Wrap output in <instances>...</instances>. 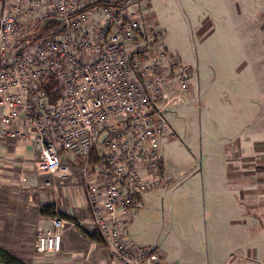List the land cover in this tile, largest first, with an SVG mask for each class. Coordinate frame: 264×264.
Masks as SVG:
<instances>
[{
    "label": "built area",
    "instance_id": "built-area-1",
    "mask_svg": "<svg viewBox=\"0 0 264 264\" xmlns=\"http://www.w3.org/2000/svg\"><path fill=\"white\" fill-rule=\"evenodd\" d=\"M29 21L53 23L26 39ZM161 36L128 0H0V140L36 149L38 175L78 178L88 208L78 222L51 217L36 234L38 257L58 254L78 226L114 264H173L158 247L123 239L142 194L164 184V114L191 95Z\"/></svg>",
    "mask_w": 264,
    "mask_h": 264
},
{
    "label": "rangeland",
    "instance_id": "rangeland-1",
    "mask_svg": "<svg viewBox=\"0 0 264 264\" xmlns=\"http://www.w3.org/2000/svg\"><path fill=\"white\" fill-rule=\"evenodd\" d=\"M128 2L153 17L162 46L178 57L189 76L191 95L164 114L172 131L171 137H161L164 184L142 194L125 236L139 244L155 241L183 264H264V205H255L258 194L242 195L233 187L227 167L243 169L242 152H250L254 160L248 171L256 179L264 176V0ZM21 172L18 179L28 182L0 188L4 195H28L35 203L43 192L44 204L55 201L65 211L73 203L76 219L88 216L78 178L41 176L33 163ZM54 193L59 194L56 200ZM17 200L0 206V246L31 264L44 259L43 264H53L67 252L74 258L86 255L90 236L75 226L64 234L76 245L64 250L62 242L59 255L38 257L36 211L28 216L32 229L23 224L26 208ZM95 238L100 256L112 261Z\"/></svg>",
    "mask_w": 264,
    "mask_h": 264
},
{
    "label": "crops",
    "instance_id": "crops-1",
    "mask_svg": "<svg viewBox=\"0 0 264 264\" xmlns=\"http://www.w3.org/2000/svg\"><path fill=\"white\" fill-rule=\"evenodd\" d=\"M262 146L263 145L261 144L256 145L255 148H261ZM37 154H38V151L36 149H33V147L26 145L25 143L15 142L13 140H0V188L2 189L3 188H13V187H16L17 185L21 186L20 185L22 184L21 181L28 182V178L21 180L20 178L18 179L17 176L20 174H24L23 172H21V169L24 170L25 167L28 166V164L33 163L32 155L36 157ZM253 160H254L253 155L250 154V152H242L241 165L244 168L243 169L235 168L233 164L227 163V167H229L228 176H229L230 181L235 183L233 187L236 190L238 189L242 195H251L254 193L258 194V197L254 198V200H255V205L260 207L264 205V176H259V178L256 179V177L253 176L250 171H248V168L253 162ZM17 171L18 173L16 174ZM53 177L60 179V181H62V179L58 175H53ZM260 187H263V188H260ZM78 188H80L81 190V197H80L81 206L85 208L87 215H88V208L85 204L84 192H83V189L80 183H79ZM60 192L62 191L60 190ZM74 192L72 193L75 194ZM0 193H1L0 206H2V208L3 206L5 207L9 206L13 198H18L15 204H20L19 206H23L24 208H26V212H25L26 216H24L23 218V224L27 225L28 227L32 229L37 228V230H39L40 228L45 227L49 223V219L55 215L72 219L75 222H78L79 220H81V219H76L75 217L76 210H74L75 207L73 203L71 204L70 207L68 206L65 211H62V209L60 210L53 205L55 201H53L51 204H46L47 202L44 204V202H41L40 195L44 194L43 192L38 194V200L35 199L36 200L35 203H31L32 198L31 196H28V195L25 196L20 193L19 195H17L16 193L4 195V193L1 191ZM78 193L80 195V191ZM58 195H59L58 193H54L53 195L54 200L57 199ZM70 197L72 198V194L69 195V198L67 199L69 203L71 200ZM138 202L141 203V197ZM138 202L132 209V215L136 214V213L133 214V212L134 210L138 208L137 207L139 204ZM44 206H50V210L53 212V214L50 215L51 211H49L48 213L46 211L43 212L42 207ZM31 209H34L37 214L36 215L37 217L33 220L35 224L37 225L36 228L32 227L34 222L29 220V217H28L30 212H32ZM5 210L13 212V210L9 209V207ZM132 221L133 219L131 216L130 221L127 223L125 227V231H124L125 234H127L128 227ZM73 228L74 227L70 228L71 231L74 230ZM76 228H78L79 231L86 233L80 227L77 226ZM125 234H124L123 239L127 244L134 245V246H141V247L156 246L161 251L164 259L167 262H170L173 264H183L180 262V259L178 257L170 255L167 249H165L164 247L160 248V246H158L155 243V241L149 244H141V243L139 244V243H135L133 241V238H129L128 236H125ZM74 241L75 240H72L71 235H69V237L67 236V234L62 235V242L65 245L64 250H66L69 246L71 248V246L76 245ZM87 247H88V252L86 253V255H83L82 257L78 256L74 258V256L69 255L68 252L64 253L61 256L62 253L61 254L59 253L60 256L58 258H55V261H54L55 263L53 264H114L113 260L110 261L109 258L107 257L104 258L100 256L99 248H102V247L97 242L95 236L94 237L90 236V239L87 240ZM46 261L47 259H44L43 263Z\"/></svg>",
    "mask_w": 264,
    "mask_h": 264
},
{
    "label": "trees",
    "instance_id": "trees-1",
    "mask_svg": "<svg viewBox=\"0 0 264 264\" xmlns=\"http://www.w3.org/2000/svg\"><path fill=\"white\" fill-rule=\"evenodd\" d=\"M53 22H46L43 24L42 21L34 22L29 21L27 27H30V31L26 34V39H35V36H41L44 34H48L47 28L52 24ZM37 28V29H36ZM42 211H46L47 213L50 210V206H44L42 207ZM53 212H50V215H52ZM90 236L94 237V234H90ZM0 264H30L28 261H25L20 256L10 252L5 247L0 246Z\"/></svg>",
    "mask_w": 264,
    "mask_h": 264
}]
</instances>
